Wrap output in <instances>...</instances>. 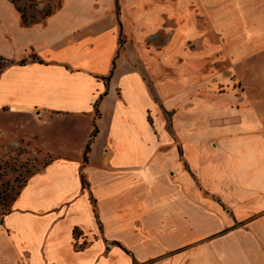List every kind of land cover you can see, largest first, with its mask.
<instances>
[{"label":"crops","instance_id":"obj_1","mask_svg":"<svg viewBox=\"0 0 264 264\" xmlns=\"http://www.w3.org/2000/svg\"><path fill=\"white\" fill-rule=\"evenodd\" d=\"M0 42V139L52 156L0 264H264V0H0Z\"/></svg>","mask_w":264,"mask_h":264},{"label":"rangeland","instance_id":"obj_2","mask_svg":"<svg viewBox=\"0 0 264 264\" xmlns=\"http://www.w3.org/2000/svg\"><path fill=\"white\" fill-rule=\"evenodd\" d=\"M61 0H16L19 8L27 18L40 16L46 11H53L60 5ZM169 39L167 38V41ZM5 45L0 42V50ZM216 58V56H214ZM7 60L0 56V67H3ZM1 138V137H0ZM52 156L41 154L32 148L28 142L9 144L0 139V202L3 203L1 211H6L7 203L15 195L22 185L28 173L40 168Z\"/></svg>","mask_w":264,"mask_h":264},{"label":"trees","instance_id":"obj_3","mask_svg":"<svg viewBox=\"0 0 264 264\" xmlns=\"http://www.w3.org/2000/svg\"><path fill=\"white\" fill-rule=\"evenodd\" d=\"M12 3H13V5L16 7V9L20 12V14H21V19H22V21H23V23L24 24H29V23H32V22H34V21H36V20H38V19H35V16H32L30 19L29 18H27L26 17V15L24 14V12L19 8V6L17 5V2H16V0H10ZM52 11L49 9V10H46L43 14H42V16H40V18H42V17H45L46 15H48V14H50ZM5 65V64H4ZM3 65V66H4ZM2 67H0V69H1ZM96 134V128H94L93 129V131H92V134H91V137H90V139H89V141H88V143H87V145H86V147H85V150H84V153H83V160L84 161H87V158H88V152H89V150H90V147H89V144H90V141H91V139H92V137L94 136ZM51 159V158H50ZM24 182V181H23ZM82 183H83V186H84V180H83V178H82ZM1 186H3V183H0V187ZM18 193V190H17V192L15 193V195ZM14 195V196H15ZM14 196L13 197H11V199H10V201L14 198ZM9 201V202H10ZM8 202V203H9ZM7 203V204H8ZM3 205V203H1L0 202V209H1V206ZM1 213L3 214V213H5V211H1Z\"/></svg>","mask_w":264,"mask_h":264}]
</instances>
